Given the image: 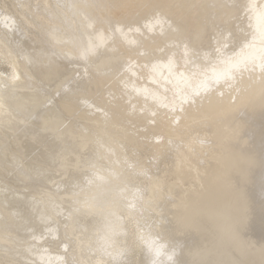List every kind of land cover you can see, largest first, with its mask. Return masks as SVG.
I'll use <instances>...</instances> for the list:
<instances>
[{
    "label": "bare ground",
    "instance_id": "1",
    "mask_svg": "<svg viewBox=\"0 0 264 264\" xmlns=\"http://www.w3.org/2000/svg\"><path fill=\"white\" fill-rule=\"evenodd\" d=\"M0 264H264V0H0Z\"/></svg>",
    "mask_w": 264,
    "mask_h": 264
},
{
    "label": "snow or ice",
    "instance_id": "2",
    "mask_svg": "<svg viewBox=\"0 0 264 264\" xmlns=\"http://www.w3.org/2000/svg\"><path fill=\"white\" fill-rule=\"evenodd\" d=\"M166 23H168V21H167L165 18H163V17H161L160 15L157 14V15L155 16V18H154V22L147 24L146 27L148 28L149 31H152L155 25H159V26L161 27V30L163 31V26H164ZM170 26H171V25H169V27H170ZM117 30H119V29H117ZM83 54H84L85 56L88 55V54H89V50H85V52H84ZM142 239H145V238L142 237ZM145 243H147L148 246H149V249L152 250V244H153L154 242H152V241H150V240H148V239H145ZM155 251H156V254H157V255L160 254L159 249H156Z\"/></svg>",
    "mask_w": 264,
    "mask_h": 264
}]
</instances>
